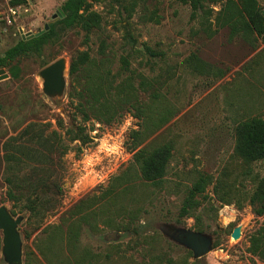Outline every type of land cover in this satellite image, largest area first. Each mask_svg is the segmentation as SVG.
<instances>
[{
    "label": "rangeland",
    "instance_id": "rangeland-1",
    "mask_svg": "<svg viewBox=\"0 0 264 264\" xmlns=\"http://www.w3.org/2000/svg\"><path fill=\"white\" fill-rule=\"evenodd\" d=\"M201 1L205 12L202 14L211 13L205 20L192 19L190 4L180 0H142L130 17L123 2L90 1L91 9L102 18L100 27L85 37L79 28L64 26L59 22L62 16L56 15L52 23H58L42 53L19 58L15 62L20 68L19 78L9 76L0 81V202L10 213L14 209L13 217L22 216L17 226L22 242L21 264H26L28 250L46 264L37 250L45 236L42 227L63 224L65 218L75 219L77 216L70 217L69 213L73 206L81 199L100 194L132 160L125 141L140 119L129 111L110 124L94 119L83 121L76 109L77 99L69 96L72 87L79 88L68 75L69 61L83 50L112 72L121 70L122 58H126L129 69L136 76H143L140 98L147 101L159 94L174 110L171 119L152 136L154 143L170 142L172 156L164 185L150 188V198L143 204L139 219L142 237L103 225L99 219L95 228L82 223L80 244L97 254L93 264L192 263V251L164 234L163 225L185 226L212 236V249L201 257V264H264L247 250L250 233L264 220V215H254L247 202L254 189L252 179L264 178V160L244 164L234 153L233 131L240 119L264 112V38L254 35L251 43L240 36L229 38L227 27L210 35L205 26L212 30L216 27L214 17L225 0ZM63 2L26 0L10 7L8 0H0V56L22 34L42 30L58 14ZM258 3L264 12V0ZM192 53L210 67L201 72L193 70L187 62ZM60 57L67 63L66 86L61 95L49 97L42 91L38 72ZM138 81L136 77L135 83ZM24 121L49 122L48 130H57L62 136L70 122L82 123L93 138L78 154L74 150L78 142L66 141L73 148L62 157L63 194L57 207L41 222L20 206L13 208L6 196V163L1 143L16 133L12 132L16 124ZM198 172L214 177L224 175L227 184L234 188L232 202L221 204L211 184L205 190L209 202L202 201L195 216L178 219L183 197ZM241 198L243 206L238 208L237 200ZM126 221L123 218V223ZM39 223L40 228L36 229ZM237 225L241 234L234 239L230 231ZM0 264H7L1 253ZM30 264H35L33 258Z\"/></svg>",
    "mask_w": 264,
    "mask_h": 264
},
{
    "label": "trees",
    "instance_id": "trees-1",
    "mask_svg": "<svg viewBox=\"0 0 264 264\" xmlns=\"http://www.w3.org/2000/svg\"><path fill=\"white\" fill-rule=\"evenodd\" d=\"M90 1L64 0L59 22L66 27L79 28L88 37L93 29L100 27L102 20L100 14L91 9ZM117 1L125 3L123 8L130 17L142 0ZM180 1L190 4L192 19L203 17L205 20L211 15L202 14L204 8L201 0ZM25 2L26 0H8L10 7L20 6ZM57 23L49 22L48 29L37 36L21 37L0 56V68L7 67L10 78H19L20 68L15 62L21 57L40 55L45 45L50 42ZM214 23L216 27L213 30L209 25L205 26L210 35L217 33L222 27H227L229 38L240 36L249 43L253 41L254 35L264 38V12L258 0H225L215 14ZM102 51L101 47V54ZM187 62L193 70L199 72L210 67L194 53L188 57ZM122 63L121 70L112 72L102 62L91 58L87 50L79 51L70 58L68 75L71 82H75L79 88L72 87L69 96L77 99L76 109L81 113L83 121L94 119L110 124L129 111L140 121L137 128L130 130L125 141L126 148L132 153L128 166L113 176L100 194L79 200L69 211L70 217H77L73 220L65 218L66 227L63 226L64 223L42 227L45 236L37 245V250L46 264H93L97 254L80 244V230L84 222L95 228L99 219L103 225H112L117 230L130 231L139 238L142 237L139 219L143 204L150 198L153 191L150 188L159 189L164 185L172 156V144L154 143L152 136L171 119L174 110L159 94L152 95L147 101L142 100L140 94L144 90L141 79L143 76H136L129 69L126 58H122ZM136 77L139 78L138 83H135ZM58 124L63 127L61 120ZM49 127V122L24 121L16 124L12 128V132L16 133L1 143L3 160L6 163V196L12 201L13 208L20 206L21 210L36 217L38 222L60 203L63 194L60 181L64 170L62 157L73 148L66 141L78 142L74 148L78 154L83 146L93 140L86 131V125L82 123L70 122L65 128L64 136L57 130H48ZM233 131L234 153L244 164L250 165L264 160V112L262 115L240 119ZM252 181L254 189L247 197V202L254 215L263 216L264 178L256 176ZM211 184L213 193L221 204L232 202L234 188L227 184L224 175L214 177L210 173L198 172L183 197L178 219L195 216L201 202H209L205 190ZM242 206L243 198L237 200V207ZM11 213L14 214V209ZM117 218L121 221H117ZM123 218H127L124 223ZM40 224L35 228L39 229ZM248 241L247 250L264 262V220L250 233ZM32 258L35 264H44L35 252L28 250L25 253L26 264H30ZM158 259L160 260L159 257ZM202 262V258H196L190 264Z\"/></svg>",
    "mask_w": 264,
    "mask_h": 264
},
{
    "label": "water",
    "instance_id": "water-1",
    "mask_svg": "<svg viewBox=\"0 0 264 264\" xmlns=\"http://www.w3.org/2000/svg\"><path fill=\"white\" fill-rule=\"evenodd\" d=\"M61 14L62 11L59 9L58 14L52 16L51 23L54 21L56 15L62 16ZM48 27L49 25L46 23L42 30L36 33L27 32L22 34L21 37L31 38L37 36L43 31H46ZM66 66V59L60 57L39 70L38 74L42 79V91L45 95L50 97L61 95L64 92L66 86ZM8 77L9 74L6 72L5 68H0V81L5 80ZM21 219L22 216L13 217L5 205H2L0 202V230L2 234L0 253L7 264L22 263V242L17 230V226ZM162 232L179 245L191 250L194 259L203 257L212 249V236L207 233L195 231L185 226L176 227L172 225H163ZM240 234L241 227L240 225H237L233 229L231 237L237 239Z\"/></svg>",
    "mask_w": 264,
    "mask_h": 264
},
{
    "label": "flooded vegetation",
    "instance_id": "flooded-vegetation-1",
    "mask_svg": "<svg viewBox=\"0 0 264 264\" xmlns=\"http://www.w3.org/2000/svg\"><path fill=\"white\" fill-rule=\"evenodd\" d=\"M178 227H181V226H178ZM235 227H236V226H235ZM235 227H234V228H235ZM234 228H233V229H234ZM233 229H231L230 234L232 233ZM230 236H231V235H230Z\"/></svg>",
    "mask_w": 264,
    "mask_h": 264
}]
</instances>
